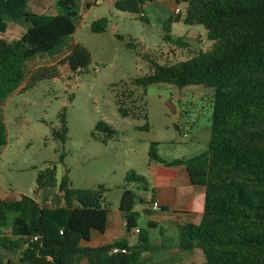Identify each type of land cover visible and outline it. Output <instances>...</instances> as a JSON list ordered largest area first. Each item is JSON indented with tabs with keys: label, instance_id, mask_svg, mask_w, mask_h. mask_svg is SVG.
Wrapping results in <instances>:
<instances>
[{
	"label": "trees",
	"instance_id": "trees-1",
	"mask_svg": "<svg viewBox=\"0 0 264 264\" xmlns=\"http://www.w3.org/2000/svg\"><path fill=\"white\" fill-rule=\"evenodd\" d=\"M148 0H118L119 10L141 14ZM185 1L181 12L169 16L163 27L164 40L189 47L184 38H174L172 23L183 20L189 25H203L213 41L210 49H199L173 64L152 60V72L126 83L117 94L116 104L123 117L144 116L145 104L139 105L137 88L154 83L178 87L205 85L213 87L211 137L208 149L190 158L167 160L152 142L151 160L166 166L184 165L192 182L206 188L204 211L199 223L178 225L179 246L201 249L204 260L194 264H264V0H177ZM29 0H0V32L8 21L25 26L16 40L0 39V146L8 141L7 125L1 106L17 91L35 87L39 82L62 76L61 66L73 73L85 72L93 63L88 47L77 43L59 61L36 66L29 72L27 63L40 54L59 53L75 34L82 19V0H56L57 13L43 14L28 9ZM182 10V9H181ZM143 13V14H142ZM109 18L92 21L93 32L108 30ZM117 37L125 38L121 34ZM131 48L136 44L127 42ZM145 58H149L147 55ZM143 99V97H142ZM61 128L54 135L67 140L66 108L60 113ZM150 129L149 123L137 126ZM106 137H99L97 132ZM116 133L108 123H97L92 136L107 142ZM61 159L65 154L62 153ZM127 183H143L147 178L135 171L125 177ZM57 186L55 165L38 172L36 192ZM103 184L97 188H76L68 174L60 185L64 204H41L34 196L18 200L0 199V264H9L6 252L20 251L19 260L27 264H145L144 253L155 248L148 229H140V243L127 240L101 246H87L94 229L104 231L109 208ZM138 195L125 186L120 208L127 217V230L137 226L135 209ZM155 202V196L150 203ZM150 226L155 223L150 222ZM37 240H32L34 236ZM114 247L126 251L113 252Z\"/></svg>",
	"mask_w": 264,
	"mask_h": 264
},
{
	"label": "rangeland",
	"instance_id": "rangeland-1",
	"mask_svg": "<svg viewBox=\"0 0 264 264\" xmlns=\"http://www.w3.org/2000/svg\"><path fill=\"white\" fill-rule=\"evenodd\" d=\"M98 5L92 13L85 12L83 7V22L59 53L40 54L27 63L28 72L36 66L53 63L75 42H80L93 55L88 69L73 73L69 65H62L61 77L17 91L1 106L8 141L0 146V185L17 197L24 193L36 195L38 172L55 165L57 186L43 189L52 206L58 204L57 191L66 174L76 188L105 185L109 188L106 198L117 204L121 189L127 184V171H135L152 181L150 163L153 160L149 156L152 142H156L158 153L166 159H186L208 149L213 87L189 85L181 88L169 83L139 87L136 94L139 105L145 104L147 118L123 117L116 104L117 94L126 83L131 84L134 78L152 72V60L173 64L186 60L194 51L210 49L213 41L206 28L189 25L182 19L174 21L172 36L182 37L190 44L181 47L164 40L163 27L167 17L176 15L177 7L185 16V1L148 0L143 5L146 20L141 14L116 10L108 0H99ZM105 16L110 19L108 30L93 32L91 22ZM8 23L10 28L0 32V39L12 42L19 38L25 26L13 21ZM129 41L136 47H129ZM64 108L68 126L66 142L54 135V131L61 128L60 113ZM101 120L116 130L106 143L92 136ZM146 123L150 129L137 128ZM97 135L106 137L100 131ZM62 153L64 159H61ZM132 184L131 188L140 198L146 191L144 184L139 183L140 188ZM151 193L152 190L147 192L150 198ZM137 221L147 226L142 214Z\"/></svg>",
	"mask_w": 264,
	"mask_h": 264
},
{
	"label": "crops",
	"instance_id": "crops-1",
	"mask_svg": "<svg viewBox=\"0 0 264 264\" xmlns=\"http://www.w3.org/2000/svg\"><path fill=\"white\" fill-rule=\"evenodd\" d=\"M111 6L118 11H123L116 8L115 3L118 0H108ZM99 0H82L81 2V14L82 19L79 24L83 22L84 11L92 13L96 7H98ZM84 7V11H83ZM28 9L32 12L43 13V14H56V0H29ZM110 20V19H109ZM92 23V22H91ZM91 25V24H90ZM8 28L10 26L8 25ZM109 28V26H108ZM79 29V26L77 30ZM8 30V29H7ZM26 28H22L19 37L24 33ZM77 32V31H76ZM75 32V34H76ZM119 33H115V36ZM77 43L63 55L56 58L54 62L59 61L63 56L68 54ZM85 45V44H83ZM86 46V45H85ZM87 47V46H86ZM90 50V49H89ZM92 53V52H91ZM93 56V55H92ZM53 62V63H54ZM109 140V139H108ZM210 141V138H209ZM201 153V152H200ZM199 154V153H197ZM195 154V155H197ZM162 156V155H161ZM163 157V156H162ZM167 159V160H173ZM151 178L152 181H148L146 191L137 199L135 209L139 213V216L143 217L146 221L147 226L138 223L137 226L140 229H148L149 241L155 247L144 253L145 264H194L201 263L204 260L201 249H182L179 246L178 240V225L185 222L199 223L204 211L206 188L200 184H194L191 176L184 165L180 166H166L155 160L151 161ZM129 171L126 172L125 177ZM140 188L139 183L133 182ZM3 185H0V187ZM125 186L131 188L132 182L127 183ZM125 186L121 189L120 198L124 191ZM141 189H139L140 191ZM152 190L151 197L155 196V201L161 204V207L156 209L153 204L150 203L151 198L147 195V192ZM59 191H57L58 193ZM110 192V191H109ZM36 195H31L36 198L38 202L50 200L46 198L43 190L36 192ZM28 195V194H22ZM20 195L11 193L10 190L0 188V199L4 200H18L21 198ZM58 195V194H57ZM106 196V194H105ZM58 207L64 204L62 196L57 197ZM107 199V198H106ZM51 201V200H50ZM52 206V202H51ZM107 206L109 208V215L107 220V226L104 231L94 229L92 231L91 239L83 241L82 243L87 246H101L107 243H114L121 240H127L130 245H136L140 243V233H133L132 231L136 228H132L131 232L127 230V217L123 210L120 208L119 202L109 201L107 199ZM150 222L155 223L154 226H150ZM10 257L9 264H27L22 263L19 260L20 251L16 253L6 252ZM88 259L84 258L80 264H87Z\"/></svg>",
	"mask_w": 264,
	"mask_h": 264
},
{
	"label": "built area",
	"instance_id": "built-area-1",
	"mask_svg": "<svg viewBox=\"0 0 264 264\" xmlns=\"http://www.w3.org/2000/svg\"><path fill=\"white\" fill-rule=\"evenodd\" d=\"M180 12H181V8H180V7H177L176 10H175V13L178 14V13H180ZM142 14H143V13H142ZM57 194H58L59 196H62V194H61L60 192H58ZM40 203H41V204L43 203V204H45V205H51V201H50V200L41 201ZM153 207L156 208V209H158V208L161 207V204H160L158 201H155V202L153 203ZM132 232H133V233H138V232H140V228L136 227ZM38 238H39V236L37 235V236H34V237L32 238V240H37ZM119 251H123V252H125L126 249H125V248H120V247H114V248H113V252H119Z\"/></svg>",
	"mask_w": 264,
	"mask_h": 264
}]
</instances>
